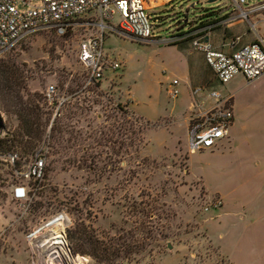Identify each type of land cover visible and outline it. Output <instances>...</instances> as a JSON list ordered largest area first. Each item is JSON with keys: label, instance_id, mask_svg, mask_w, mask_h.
Masks as SVG:
<instances>
[{"label": "rangeland", "instance_id": "rangeland-1", "mask_svg": "<svg viewBox=\"0 0 264 264\" xmlns=\"http://www.w3.org/2000/svg\"><path fill=\"white\" fill-rule=\"evenodd\" d=\"M207 1L153 0L147 9L156 30H166L162 39L184 33L187 19L238 13L223 0ZM263 2L249 0L248 6ZM250 21L258 22L254 16ZM258 29L264 34L263 24ZM99 34L79 21L64 36L31 35L0 53L24 71L27 93L37 95L48 129L54 107L44 93L54 87L65 100L55 124L68 131L47 132L28 154L0 148V264H29L28 235L60 214L68 219L72 253L88 264H264V76L250 84L236 76L222 86L188 38L158 45L106 31L104 49L122 68L98 88H85L78 45ZM251 34L249 24L238 21L214 29L209 38L221 43L238 36L247 44ZM173 80L176 99L167 92ZM197 87L230 96L235 117L229 142L190 153L188 108ZM133 120L142 125L140 135ZM16 127L13 115L0 112V139ZM43 150L42 178L22 177ZM9 154H17L13 165ZM16 185L29 193L27 212L12 198ZM79 229L97 240L98 251L89 245L76 250L79 243L69 236Z\"/></svg>", "mask_w": 264, "mask_h": 264}, {"label": "built area", "instance_id": "built-area-1", "mask_svg": "<svg viewBox=\"0 0 264 264\" xmlns=\"http://www.w3.org/2000/svg\"><path fill=\"white\" fill-rule=\"evenodd\" d=\"M147 1L153 0H0V53L10 50L31 35L54 33L64 36L82 21V25L100 32L96 37L82 39L78 45L77 60L85 72V88L99 84L109 74L122 68L119 59L104 49L106 31L137 42L158 45L188 38L192 50L203 56L214 79L222 86L236 76L242 77L247 84L264 76V34L258 29L259 24L264 25V2L249 7V0H223L225 5L238 13L230 15L225 11L214 20L187 19L182 24L184 27L189 26L184 33H169L167 38L162 39L160 33L166 30H156L148 13ZM172 1L161 0L167 5ZM250 16H254L258 22L252 23ZM259 16L262 19H257ZM238 21L249 24V32L254 40L241 44V38L236 36L215 46L209 33ZM177 86L176 80L169 85L167 92L171 99H176L178 95ZM192 97L189 106L192 113L189 117L188 149L190 153L215 150L221 141L228 139L229 129L234 123L231 97L203 87L195 88ZM44 100L49 107H54L50 122L52 125L60 116L65 100L56 97L52 86L45 91ZM199 106H204V109L194 112ZM5 158L13 165L17 154H9ZM46 158L47 150L36 153L25 174L21 176L27 180L41 179ZM12 198L28 211L31 200L25 187L14 186ZM58 218H65V224L61 222L56 226L54 223ZM67 225V217L60 214L28 235L29 264H88L86 258L72 253L66 233Z\"/></svg>", "mask_w": 264, "mask_h": 264}, {"label": "trees", "instance_id": "trees-1", "mask_svg": "<svg viewBox=\"0 0 264 264\" xmlns=\"http://www.w3.org/2000/svg\"><path fill=\"white\" fill-rule=\"evenodd\" d=\"M23 73L24 71L19 68L12 57L0 58V112L5 115H13L17 121L15 131L13 133L8 132L3 139H0V148L6 149L8 152L13 148H19L28 154L32 151L34 142L41 141L47 132L48 135L54 133L61 135L68 133V131L56 125L55 120L48 129L47 120H43V116L47 113L43 112L35 103L34 99L37 98V95L27 93V87L23 82ZM99 86V84H95L93 88L96 89ZM24 94H26L27 99H24ZM133 121V125H138L137 134L140 135L143 130L142 125L139 121ZM116 130L120 135V129ZM138 139L135 147L136 152L142 143L140 137ZM69 237L72 241L79 243L76 247L77 251L84 250L83 247L86 245L91 246L95 252L99 250L97 240L88 235L85 229L73 231Z\"/></svg>", "mask_w": 264, "mask_h": 264}, {"label": "crops", "instance_id": "crops-1", "mask_svg": "<svg viewBox=\"0 0 264 264\" xmlns=\"http://www.w3.org/2000/svg\"><path fill=\"white\" fill-rule=\"evenodd\" d=\"M253 40H254V36L251 34V36H250L248 42H252ZM225 41H226V39L223 38L221 43H223V42H225ZM221 43H214V44H215V46L218 47ZM188 69H189V68H188ZM188 76H189V75H188ZM198 77H199V76H198ZM196 78H197V76H196ZM188 109H189V108H188ZM233 125H234V123H233ZM233 125H232V126H233ZM223 142H224V141H223ZM223 142H222V143H223ZM227 142H229L228 139H227ZM222 143H221V144H222ZM221 144H220L219 147H221ZM219 147H218V148H219ZM246 215H247V213H246V208H245V206H244V207L242 208V218H243V220L246 218Z\"/></svg>", "mask_w": 264, "mask_h": 264}, {"label": "bare ground", "instance_id": "bare-ground-1", "mask_svg": "<svg viewBox=\"0 0 264 264\" xmlns=\"http://www.w3.org/2000/svg\"><path fill=\"white\" fill-rule=\"evenodd\" d=\"M61 222H63L62 220H61V218H59V219H57V221L54 223V224H56V226H57V223H61ZM64 223V222H63ZM56 229H57V227L56 228H54V233L56 232Z\"/></svg>", "mask_w": 264, "mask_h": 264}, {"label": "water", "instance_id": "water-1", "mask_svg": "<svg viewBox=\"0 0 264 264\" xmlns=\"http://www.w3.org/2000/svg\"><path fill=\"white\" fill-rule=\"evenodd\" d=\"M214 2H215V0H209V1H207V3H209V4L214 3Z\"/></svg>", "mask_w": 264, "mask_h": 264}]
</instances>
